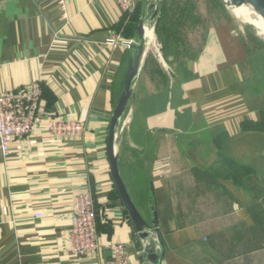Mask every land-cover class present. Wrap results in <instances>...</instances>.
<instances>
[{"label": "crops", "instance_id": "crops-1", "mask_svg": "<svg viewBox=\"0 0 264 264\" xmlns=\"http://www.w3.org/2000/svg\"><path fill=\"white\" fill-rule=\"evenodd\" d=\"M64 1L66 19L57 0H0V91L39 82L46 112L7 158L0 152V264H106L116 244L131 264H154L142 254L106 154L136 54L107 42L136 40L145 0L129 19L131 33L114 0ZM169 4L161 5L155 42L144 46L116 129L120 177L137 210L157 216L161 264H264V43L238 33L224 7L229 21L212 23L216 15L173 14ZM50 118L80 122L81 138L49 136ZM83 192L96 214L92 258L68 250L72 200Z\"/></svg>", "mask_w": 264, "mask_h": 264}, {"label": "built area", "instance_id": "built-area-1", "mask_svg": "<svg viewBox=\"0 0 264 264\" xmlns=\"http://www.w3.org/2000/svg\"><path fill=\"white\" fill-rule=\"evenodd\" d=\"M123 13L125 21L134 15L138 0H114ZM61 17L66 19L65 1L57 0ZM110 45H123L127 49L131 41H119L111 38ZM158 57L159 45H154ZM46 116L45 101L42 99V86L39 82L10 92L0 91V152L4 158L10 153L11 145L17 140L32 135L44 121ZM45 125L49 136L66 141L79 140L83 134V126L76 120L50 118ZM166 164L159 163L156 170L164 173ZM34 218H43L42 213L34 214ZM70 229L68 231V250L76 258H92L97 255L96 216L93 200L89 193L83 192L72 200L70 213ZM155 249L159 250L156 234H151ZM106 264H131L126 246L116 244L111 247V258Z\"/></svg>", "mask_w": 264, "mask_h": 264}, {"label": "water", "instance_id": "water-1", "mask_svg": "<svg viewBox=\"0 0 264 264\" xmlns=\"http://www.w3.org/2000/svg\"><path fill=\"white\" fill-rule=\"evenodd\" d=\"M163 1L164 0H145V14L139 21L136 28V40L131 41L128 46V49H134L136 54L130 62L123 93L110 118L106 147V154L112 180L128 217L137 231V236L142 247V254L149 260V262L151 261L154 264H161L164 253L157 229V216L155 212H153V209H150L149 219H146V217L137 210L131 201L119 174L117 159L114 154V141L116 137V129L120 125L129 100L133 97V89L138 76L139 63L144 54V46H148L146 32L147 30H151L154 35L156 19L159 15ZM222 4L226 10L248 5L258 13L262 20H264V0H222ZM151 234H156L159 241V250L155 249V244L152 242ZM159 252L161 254L160 257L156 255L157 253L159 254Z\"/></svg>", "mask_w": 264, "mask_h": 264}, {"label": "trees", "instance_id": "trees-1", "mask_svg": "<svg viewBox=\"0 0 264 264\" xmlns=\"http://www.w3.org/2000/svg\"><path fill=\"white\" fill-rule=\"evenodd\" d=\"M197 4H194V3ZM170 0V4L168 5V11L172 12L173 14H182L186 11H199L201 0ZM204 5L207 7L209 13H215L216 18L213 20L212 23H221L223 21H229L230 17L228 16V12L223 8L222 0H204ZM201 10V8H200ZM136 20L133 19L132 21L129 20L127 23L126 28L128 29V33H131L132 29H134V23ZM251 39L250 37L248 38ZM96 216V214H95Z\"/></svg>", "mask_w": 264, "mask_h": 264}, {"label": "rangeland", "instance_id": "rangeland-1", "mask_svg": "<svg viewBox=\"0 0 264 264\" xmlns=\"http://www.w3.org/2000/svg\"><path fill=\"white\" fill-rule=\"evenodd\" d=\"M201 4L200 8L201 11L204 12L205 14L208 15H215V13H209L207 10V7H205L204 5V0H201ZM246 8L245 11L248 12V18L250 19V21H257L258 19V13L255 12L250 6L245 5L244 6ZM229 10V14L233 17V19L235 20V24L237 29V32L240 33L242 32L244 36H246L247 33H249L250 35H254V36H258L257 38L264 43V34H261L260 31L258 29H256L249 21L243 20V19H237L235 18L234 14H233V10L232 9H227ZM211 18V17H210ZM216 16L213 17V20H215ZM239 20V21H238ZM250 24V25H249ZM154 35H153V40L151 42V46L154 44Z\"/></svg>", "mask_w": 264, "mask_h": 264}, {"label": "bare ground", "instance_id": "bare-ground-1", "mask_svg": "<svg viewBox=\"0 0 264 264\" xmlns=\"http://www.w3.org/2000/svg\"><path fill=\"white\" fill-rule=\"evenodd\" d=\"M232 10H233V14L235 18L249 21L256 29L260 31L261 34H264V20H262L259 16L257 18L258 19L257 21H250V19L248 18V12L245 11L246 8L244 6L239 7V8H234ZM146 40H147L148 45H150L153 40V32L151 30H147Z\"/></svg>", "mask_w": 264, "mask_h": 264}]
</instances>
